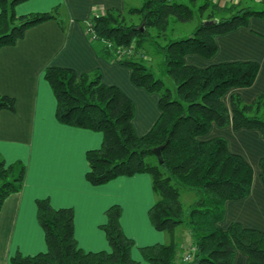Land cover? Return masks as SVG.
<instances>
[{"label":"trees","instance_id":"obj_1","mask_svg":"<svg viewBox=\"0 0 264 264\" xmlns=\"http://www.w3.org/2000/svg\"><path fill=\"white\" fill-rule=\"evenodd\" d=\"M26 1L0 0V50L15 46L29 29L51 20L67 32L62 5L50 12L16 16L15 7ZM181 1L143 0L137 7L126 4L124 12L108 10L83 22L90 40L99 45L102 58L127 68L135 87L158 96L160 115L146 135H136L132 126L134 103L118 87L105 85L98 70L76 75L68 68H45L43 79L56 100L55 118L62 125L102 135L100 147L85 155L89 185L101 186L137 174L150 177L154 204L148 210V220L166 235L167 242L141 247L144 262L176 264L175 233L184 224L194 250L184 264H233L237 253L243 254L248 264H264V231L239 223L220 227L225 203L250 194L252 168L229 150L224 139H206L212 125L257 130L264 139V96L249 104L233 96L231 111L222 101L233 88L251 87L259 66L255 62H229L197 68L185 62L189 55L212 59L217 52V36L247 27L250 17L264 18V8L221 7L210 0ZM257 1L264 4V0ZM196 6L199 23L192 33L167 39L171 24L194 20ZM212 20L216 24L203 25ZM146 50L152 57H161L155 69L141 55ZM1 111L13 113L15 100L0 96ZM259 166L264 186V159ZM26 175L23 162L6 164L0 156V210L11 194L22 191ZM182 191L197 196L187 219ZM35 204L46 251L34 256L17 253L11 264H139L131 256L135 243L120 225L119 205L105 211L106 222L100 226L109 251L85 252L74 236L72 208L54 209L47 198Z\"/></svg>","mask_w":264,"mask_h":264},{"label":"crops","instance_id":"obj_2","mask_svg":"<svg viewBox=\"0 0 264 264\" xmlns=\"http://www.w3.org/2000/svg\"><path fill=\"white\" fill-rule=\"evenodd\" d=\"M210 1L221 7L264 8L257 0ZM130 2L29 0L15 7L16 16H23L50 12L62 5L63 18L69 20H66V33L57 21L51 20L29 29L15 46L0 50V96L15 100L13 113L0 112V156L6 164L21 161L27 166L22 191L11 194L0 210V264H11L17 253L34 256L46 251L44 232L36 219L38 199H49L54 209H73L74 236L85 252L109 251L100 226L106 222L104 213L112 205L122 209L120 225L135 243L131 256L139 264H148L139 253L141 247L167 242L166 235L155 230L148 220V210L154 204L148 175L118 177L95 187L86 182V152L100 147L102 135L58 123L56 100L43 79L48 66L68 68L76 75L100 71L105 85L118 87L134 103L136 114L132 126L136 135H146L160 115L158 96L135 87L127 68L102 58L99 45L90 40L83 26L94 14L108 10L124 12L126 4L132 6ZM215 42L217 52L212 59L189 55L185 57L186 64L206 68L229 62H255L259 71L254 84L231 89L222 101L231 111L233 96H239L247 104L264 96V18L250 17L247 27L219 35ZM213 138L224 139L229 150L240 155L253 171L250 194L225 203L220 227L226 229L232 223H239L245 228L264 231V186L259 166L264 159V139L257 130L212 125L206 139ZM186 233L190 236L188 229L185 237ZM180 241L177 253L182 252L183 263L192 239ZM233 264H248L247 258L237 253Z\"/></svg>","mask_w":264,"mask_h":264},{"label":"rangeland","instance_id":"obj_3","mask_svg":"<svg viewBox=\"0 0 264 264\" xmlns=\"http://www.w3.org/2000/svg\"><path fill=\"white\" fill-rule=\"evenodd\" d=\"M143 0H131L130 5H132L133 7H137L140 6V4L142 3ZM185 0H182L181 2H184ZM261 5L264 6V4L260 3ZM193 12H194V20L187 23V24H171L168 31H167V39H179V38H185L188 37L192 31L194 30V28L198 25L199 23V13H198V9L197 6L193 8ZM130 17H128L127 21L130 22L129 20ZM150 50H146V52H142L141 55L143 54L144 59L146 61L147 65H150L152 67H154L156 64L161 61V57L155 56L152 57L150 52ZM196 194L192 193V192H181V201L183 203L184 206V214H185V218H188V214L190 212L191 209V205L193 203V201L196 199ZM187 226L186 225H182L179 228L176 229L177 233H175L176 235V242H179V244H181V239L183 242H188L191 238L190 236L187 237L184 236V232L186 231ZM189 252V251H188ZM187 252V253H188ZM182 255V252H178L177 253V257H176V264H183L185 263L183 261V263H181V258L180 256Z\"/></svg>","mask_w":264,"mask_h":264},{"label":"built area","instance_id":"obj_4","mask_svg":"<svg viewBox=\"0 0 264 264\" xmlns=\"http://www.w3.org/2000/svg\"><path fill=\"white\" fill-rule=\"evenodd\" d=\"M87 31L90 32V29H87ZM90 34H91V32H90ZM91 38L94 39V36L92 35ZM193 251H194L193 248H190V249H189V252H188V253L186 254V256L183 258V261H184L185 263L188 262V261L190 260V257H191L190 255H191V253H192Z\"/></svg>","mask_w":264,"mask_h":264},{"label":"water","instance_id":"obj_5","mask_svg":"<svg viewBox=\"0 0 264 264\" xmlns=\"http://www.w3.org/2000/svg\"><path fill=\"white\" fill-rule=\"evenodd\" d=\"M216 20H212V21H205L204 23H203V25L204 26H210V25H213V24H216ZM158 158H159V161H161L160 160V154H158Z\"/></svg>","mask_w":264,"mask_h":264}]
</instances>
